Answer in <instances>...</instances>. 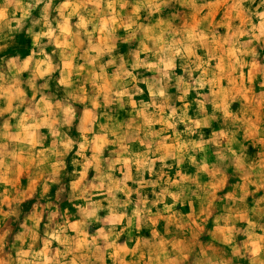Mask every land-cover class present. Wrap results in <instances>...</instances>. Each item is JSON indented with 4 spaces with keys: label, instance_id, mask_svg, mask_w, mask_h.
Here are the masks:
<instances>
[{
    "label": "rangeland",
    "instance_id": "1",
    "mask_svg": "<svg viewBox=\"0 0 264 264\" xmlns=\"http://www.w3.org/2000/svg\"><path fill=\"white\" fill-rule=\"evenodd\" d=\"M261 13L0 0V264H264Z\"/></svg>",
    "mask_w": 264,
    "mask_h": 264
},
{
    "label": "clouds",
    "instance_id": "2",
    "mask_svg": "<svg viewBox=\"0 0 264 264\" xmlns=\"http://www.w3.org/2000/svg\"><path fill=\"white\" fill-rule=\"evenodd\" d=\"M261 18H264V13H261ZM161 95H163V92L160 93ZM81 147H83V145H81Z\"/></svg>",
    "mask_w": 264,
    "mask_h": 264
}]
</instances>
